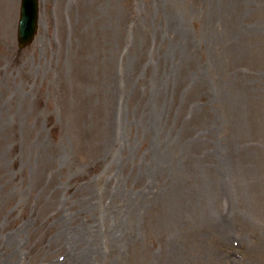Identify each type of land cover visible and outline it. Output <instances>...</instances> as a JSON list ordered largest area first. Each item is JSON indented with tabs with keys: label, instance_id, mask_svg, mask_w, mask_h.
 <instances>
[{
	"label": "rangeland",
	"instance_id": "rangeland-1",
	"mask_svg": "<svg viewBox=\"0 0 264 264\" xmlns=\"http://www.w3.org/2000/svg\"><path fill=\"white\" fill-rule=\"evenodd\" d=\"M0 0V264H264V0Z\"/></svg>",
	"mask_w": 264,
	"mask_h": 264
},
{
	"label": "water",
	"instance_id": "water-1",
	"mask_svg": "<svg viewBox=\"0 0 264 264\" xmlns=\"http://www.w3.org/2000/svg\"><path fill=\"white\" fill-rule=\"evenodd\" d=\"M19 24L20 46L30 43L37 31V0H23Z\"/></svg>",
	"mask_w": 264,
	"mask_h": 264
}]
</instances>
